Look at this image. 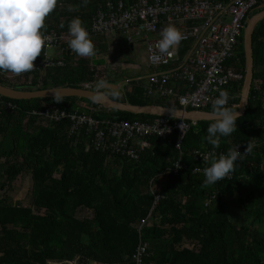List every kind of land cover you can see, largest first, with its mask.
<instances>
[{"label":"trees","instance_id":"1","mask_svg":"<svg viewBox=\"0 0 264 264\" xmlns=\"http://www.w3.org/2000/svg\"><path fill=\"white\" fill-rule=\"evenodd\" d=\"M125 1L131 5L136 0ZM45 24L46 32L53 29L47 20ZM243 42L242 36L240 57L227 66L246 76ZM73 58L67 57L65 68L12 81L6 71H0V85L23 92L83 89V84L93 83L94 74L87 60L73 64ZM253 58V82L264 83V20L254 31ZM244 84L231 87L239 95L236 105ZM131 86V91L123 92L124 98L112 99L180 108L176 103L149 100L140 83L133 81ZM62 101H14L0 96V264H52L75 258L78 264H135L141 240L149 244L146 264H264V100L256 96L255 85L247 113L237 120L235 132L221 137L219 148L213 149L205 140L213 121L186 120L190 127L181 160L186 169L177 175L172 173L180 155L176 131L165 140L150 138L151 147L134 162L95 151L84 134L77 140L70 138L67 121L55 124L33 113L57 106L111 122L150 121L157 116L105 109L83 98ZM8 103L17 107L14 113L6 111ZM249 141L253 150L237 161L231 179L201 187L205 176L194 170L209 165L196 161L195 151H214L219 156ZM30 176L33 200L26 206L10 193L19 179ZM152 187L163 199L152 212L151 223L140 230L153 207ZM80 211L90 216L80 219Z\"/></svg>","mask_w":264,"mask_h":264},{"label":"built area","instance_id":"2","mask_svg":"<svg viewBox=\"0 0 264 264\" xmlns=\"http://www.w3.org/2000/svg\"><path fill=\"white\" fill-rule=\"evenodd\" d=\"M264 6V0H233L231 3H221L215 0H136L127 4L124 1L115 5L108 2L106 8L99 10L93 19L89 34L105 36L117 33L132 34L130 40L139 36H154L148 40L149 65L155 69H162L149 76L146 95L161 98L172 97L175 92L170 87L172 82H181L187 89L178 95L180 107L186 111H206L212 108L213 101L220 92L227 90L230 96L228 106L239 107L234 102L238 98L231 87L245 83V74L236 72L228 67V63L235 58L240 48L241 38L250 18V14ZM179 28L184 39L180 42L193 41L194 44L183 55L180 45L170 49L171 54H161L156 48L161 39V31L168 25ZM52 39L45 46V50H56L62 43V36L55 32L46 33ZM35 69L19 76L8 75L14 80L27 75L54 69L64 68L60 58H53L44 53L35 61ZM94 73V72H93ZM97 80V79H96ZM256 96L264 100V83L255 82ZM84 90H94V84H84ZM1 104V102H0ZM5 109L14 113L17 107L6 104ZM33 116L43 118L51 123L68 121L67 133L74 140L83 134L90 140V148L97 152L114 155L130 161H138L140 153L151 147L150 138L162 140L177 133L176 149L180 152L179 160L174 165L172 173L177 175L186 169L181 165L182 147L190 124L180 118L172 123L170 117H158L150 121L129 122L126 120L104 121L85 113H67L62 108L52 106ZM189 121V120H188ZM197 124V121H190ZM178 145V146H177ZM238 150L244 151L245 143L240 144ZM209 152L195 151L196 161L206 164L203 157ZM180 164L179 168L176 166ZM196 174H203V168ZM171 172V171H170ZM232 174L225 179H231ZM154 197L153 207L148 217L142 220L140 230L151 223L152 212L163 197L153 187L150 190ZM209 202H207L208 206ZM149 244L140 241L134 255L135 264H146ZM78 260V258H75ZM73 259V260H75ZM72 260H63L55 264H72Z\"/></svg>","mask_w":264,"mask_h":264},{"label":"clouds","instance_id":"3","mask_svg":"<svg viewBox=\"0 0 264 264\" xmlns=\"http://www.w3.org/2000/svg\"><path fill=\"white\" fill-rule=\"evenodd\" d=\"M88 3L89 0H82L81 6L86 7ZM57 6L58 0H0V71L19 76L35 69V61L52 39L46 35V18ZM68 31L71 37L68 46L72 52L81 57L96 54L95 44L80 17L69 22ZM183 39L182 31L170 24L162 29L156 48L159 53L170 55V49L178 46ZM107 86L105 80H100L96 88L99 91ZM229 99L228 91L223 90L212 103L210 116L213 122L207 128L205 140L213 149L220 147L221 137H227L237 130L236 122L241 113L237 108L228 106ZM56 102H63L59 95L56 96ZM239 147L233 146L227 150V154L218 157L214 151L203 157L209 166L203 169L205 179L202 188L229 177L235 171L237 161H243L252 152L254 145L249 141L243 152L238 150ZM179 167L180 164L176 166ZM194 171L201 170L197 168Z\"/></svg>","mask_w":264,"mask_h":264},{"label":"crops","instance_id":"4","mask_svg":"<svg viewBox=\"0 0 264 264\" xmlns=\"http://www.w3.org/2000/svg\"><path fill=\"white\" fill-rule=\"evenodd\" d=\"M121 1H124L127 4H130L128 1H125V0H118V1L117 0H89L88 5L86 7H82L81 6L82 0H71L70 2L69 1H65V0L64 1H58L57 8L46 18L47 23L49 25L53 26L52 27L53 29L50 30V31H47L46 33L55 32L59 36H62V40L63 41H62L61 45L59 46V48H57L56 50H49V51L45 50L44 53L47 52V55L50 56V57L62 59L65 65H66V60H67L68 56L71 57V59H72V57H75V58H73L74 59L73 60V64H76L81 59L87 60L90 63V71L92 73L94 72L93 73L94 76H93V83H85V84H94L95 87H96L97 82L102 80L103 76H104V79H106L107 85H109V84L110 85L111 84L112 85H116V84H113L115 82L108 81V79L110 77L114 76V75H108V73H106L107 72L106 69L107 68H111L113 72H115L117 70L113 66H111V67L107 66L108 63H106L104 59H100L98 57L96 58V56H97L96 54L94 56H92V57H81V56H78L77 54H75L74 52L71 51V49L68 46V41L71 38L70 35H69V31H68V24L73 18L80 17L84 21V25H85L86 29L90 30V28L92 26L93 19L96 16V14H97V12L99 10H101L103 8H106L108 2H113L115 5H118L119 2H121ZM215 1L220 2L218 0H215ZM221 3H223V2H221ZM93 10H96L95 14H91ZM61 25H64V26L61 27ZM112 36H114V37H112ZM121 36H125L127 38V41L132 44V47L133 48L135 47V40H132V41L130 40V37L132 36V34L117 33V34L105 35V36H95L93 34H90L91 38H94V37L95 38H97V37L110 38V37H112V38H115V39L117 38V40L120 39ZM140 37H144V40L142 41V43L148 44V40L152 39L154 36L142 35V36H139L138 38H140ZM97 39H99V38H97ZM92 41L94 42L95 40L92 39ZM193 44H194L193 41H187V42L180 43L179 44L180 45L179 49H180L181 55H183V53H185L190 47H192ZM51 51H53V53H50ZM147 53H148V48H147ZM101 62H102V64H101ZM146 63L148 64L147 66L150 69V73L147 74V75L142 76L143 78H141V77H137V78L132 77L131 78L130 77V79H129L130 85H131V82L134 81L135 83H140L143 86L144 90H146V86L149 83V79H148L149 76L152 75L155 72H158V71L162 70V69H155V68L150 67L149 60H147ZM130 67L134 68L135 66H130ZM64 68H65V66H64ZM135 68H137L136 70H138V66H136ZM54 69H62V68H54ZM54 69H52V70H54ZM128 70H130V69H128ZM140 71H142L141 67H139V72ZM8 74L11 75V76L13 75V73H11V72H8ZM140 75H142V73ZM19 78H22V77H19ZM113 78H115V77H113ZM116 86H119V85H116ZM170 87L175 92V94L172 97L161 98V97H158V96L149 97L147 95H146V97L149 98V100H152V101H160V102L171 103V104H175L176 103V104H178L180 106L177 96L185 92V90L187 89L186 85L182 84L181 82H172ZM131 88H132V86H131ZM131 88H130V90L127 89L125 92L131 91ZM104 89H100V90H102L103 92L105 91L106 94L111 99H112V97H116V98H119V99L120 98H124L123 92L119 90L120 88L116 89L114 87L113 88H108L107 87V88H104ZM114 93L116 95H114ZM99 109H101V108H99ZM179 109H182V108L180 107ZM64 121H67V120H64ZM55 124H57V123H55ZM216 155L218 156V153ZM161 179H163V177ZM72 261L74 262V264H78V260L77 259L72 260ZM95 264H96V262H95Z\"/></svg>","mask_w":264,"mask_h":264},{"label":"water","instance_id":"5","mask_svg":"<svg viewBox=\"0 0 264 264\" xmlns=\"http://www.w3.org/2000/svg\"><path fill=\"white\" fill-rule=\"evenodd\" d=\"M264 20V9L251 16L247 22L243 35V46L247 59V71L245 76V84L242 94V99L238 112L241 116L247 113L248 105L250 102V94L253 89V76H254V58H253V35L257 25ZM108 88H116V85H108ZM106 87V88H107ZM59 95L62 99L68 98H83L99 104L105 109H112L118 111L129 112L136 115H148L157 117H172L180 118L189 121H212L210 116L211 112L208 111H186L179 108L164 107L161 105H144L137 106L129 103L118 102L111 99L102 90H84V89H71V88H55L43 91L23 92L16 91L0 85V96L11 99L14 101H31V100H46L54 99Z\"/></svg>","mask_w":264,"mask_h":264},{"label":"rangeland","instance_id":"6","mask_svg":"<svg viewBox=\"0 0 264 264\" xmlns=\"http://www.w3.org/2000/svg\"><path fill=\"white\" fill-rule=\"evenodd\" d=\"M126 36V35H125ZM125 36H121L120 39L117 38H107V37H97L91 38L95 41V52L96 58L104 59L107 66H113L117 71L113 72L111 68H107L108 75H114L108 79V81L115 82L113 84L119 85L118 89L122 92L126 91L127 89L130 90L131 85L129 83L130 77H141L150 73V69L147 66L148 64L146 61L148 60V53L147 48L148 44L142 43L144 37L136 38L135 39V47H132V44L127 41ZM118 41V42H117ZM103 46V47H101ZM50 53H53L51 51ZM239 51L236 52L235 60L239 58ZM138 66L137 68H132L130 66ZM139 67L142 68V71L139 72ZM130 69V70H128ZM258 72L262 71V68H257ZM142 73V75H140ZM115 77V78H113ZM104 76H103V79ZM142 82V81H141ZM97 89L96 87L94 88ZM104 89V88H103ZM105 90V89H104ZM241 95V94H240ZM237 96V95H236ZM239 97V95L237 96ZM242 99V97H241ZM241 103V102H240ZM83 105V104H81ZM240 105V104H239ZM94 111V110H92ZM33 183L31 181V176L26 178H21L15 183V190L10 195L13 197L14 200L22 202L26 206H30L32 204L33 195ZM80 219L87 218L89 212H82L80 211L77 215ZM55 264V262H52ZM74 264V262H72Z\"/></svg>","mask_w":264,"mask_h":264}]
</instances>
